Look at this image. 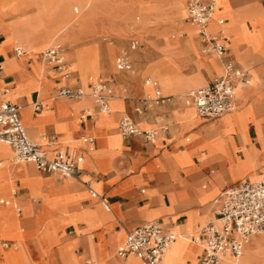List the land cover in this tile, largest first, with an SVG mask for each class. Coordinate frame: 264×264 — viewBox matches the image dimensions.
<instances>
[{"label": "crops", "instance_id": "obj_1", "mask_svg": "<svg viewBox=\"0 0 264 264\" xmlns=\"http://www.w3.org/2000/svg\"><path fill=\"white\" fill-rule=\"evenodd\" d=\"M228 1L233 9L240 10L236 30L223 28L221 22L228 21V15L220 11V24L213 18L210 30L227 44L229 52L225 56L203 51L204 44L188 23V16L185 22L174 16L162 24L143 22L136 24L134 31L128 29L148 0H105L91 14L87 26L68 31L69 39L63 41L66 50L72 52L74 46L82 44L90 46L87 60L102 69L98 80L107 81L114 89L117 99L107 116L102 115L90 96H57L62 87L84 92L91 88L94 81L85 82L79 67L65 76L64 70L45 61L40 52L37 60L45 62L49 71L38 74L31 65L33 58L23 63L16 57L14 45L2 46L4 32L0 29V57L4 63L0 102L11 100L19 106L29 137L34 135L49 157L73 160L79 169L73 178L59 172L47 173L34 163L14 160L13 146L0 144V217L10 212L3 204L5 197H13L18 204L16 213L27 227L22 238L26 254L24 249L11 254V262L24 256L26 264H72L66 262V257L73 250L77 256H84L85 263L93 261L87 253L104 263L111 257L108 247L117 258L110 264H120L131 253L126 257L117 255L125 241L120 242L119 232L127 234L146 221H157L181 234L166 255V264L197 262L203 247L193 240L195 234L186 235L214 220L230 188L264 177V2ZM122 25L125 30L117 32ZM107 37L116 40L107 41ZM120 37L123 51H115V67L112 60L108 61V45L119 42ZM124 52L131 66L120 69L116 60ZM227 56L238 67L249 70L251 81L238 86L236 107L225 116L200 115L194 110L190 92L222 71L221 75ZM73 58L66 56L69 65ZM179 69L183 75L194 74L189 81L178 82L182 77ZM154 71L166 78V86L155 79V88L145 83L147 73ZM20 87L22 91L16 95ZM166 87L162 93L165 98L153 100L157 89ZM10 89L14 94L6 97ZM43 90L46 93L41 95ZM182 91L186 92L180 94ZM36 102L41 103L38 111ZM124 115H129L140 129L155 131L154 137L148 140L143 134L124 135L119 127ZM91 189L98 196H106L111 208L106 209ZM84 212L94 224L101 225L88 229ZM100 234L105 242L97 244ZM0 238L13 241L2 234ZM102 248L106 254L99 257ZM134 259L126 264H137Z\"/></svg>", "mask_w": 264, "mask_h": 264}, {"label": "built area", "instance_id": "obj_2", "mask_svg": "<svg viewBox=\"0 0 264 264\" xmlns=\"http://www.w3.org/2000/svg\"><path fill=\"white\" fill-rule=\"evenodd\" d=\"M215 5L216 0H188V17L198 29V35L204 44L203 51H214L225 56L229 52L227 44L208 29ZM131 47L135 48V44ZM14 52L20 56L24 49L17 45ZM65 52V46L59 43L46 48L40 54L41 58L53 64L55 68L64 70L65 76H69L72 70ZM228 57L225 58L224 72L221 75L215 76L207 84L190 92L198 114L218 117L235 109L238 86L241 83H250L249 70L238 67ZM116 62L120 69L131 66L130 57L125 52L117 57ZM3 70L4 63L0 57V72ZM85 94L82 89L72 87H62L57 91V96L68 98L82 97ZM113 94V88L107 81L97 80L91 83V97L100 112L111 111L110 99ZM164 98L157 89L153 100L159 101ZM40 108L41 103L36 102L35 110L38 111ZM119 127L124 135L143 134L148 140L155 135L153 130L140 129L129 115L121 118ZM0 142L13 146L18 161L32 162L44 172H59L66 177H75L79 173L75 161L49 157L47 151L29 137L20 116L19 106L11 100L0 102ZM13 192L16 193V190ZM91 193L94 197L98 196L93 189ZM98 197L106 209L111 208L106 196ZM216 220L221 222L218 223ZM262 232H264V177L254 181H242L226 191L216 219L203 225L198 234L194 235L193 240L203 247V253L195 264H222L227 253L235 257L240 256L249 237ZM175 238L176 233L172 229L165 228L157 221H146L127 232L117 255L126 257L131 253L139 256L143 264H158ZM11 244L12 241L0 240V245L4 248ZM85 264L92 262L87 260Z\"/></svg>", "mask_w": 264, "mask_h": 264}, {"label": "rangeland", "instance_id": "obj_3", "mask_svg": "<svg viewBox=\"0 0 264 264\" xmlns=\"http://www.w3.org/2000/svg\"><path fill=\"white\" fill-rule=\"evenodd\" d=\"M103 1L105 0H79V2L77 3H61V0H59L60 3H27V2H31V0H28L27 2L26 0L24 1L0 0V29H2L4 32V39L2 42V46L7 45L9 43L14 46L22 45L23 49L25 50L26 57L33 58V62L31 63V65L38 74H41L42 70L44 72L49 71L45 62H39L37 60L39 53L52 45L59 43L63 44V41L69 39L68 34L70 30H72L73 28L87 26L90 22L89 19L91 18L90 17L91 14L96 12L98 6L101 4L100 2ZM172 1L173 0H148V2H145L140 15H135L134 18L132 19L133 24L127 25L128 29L134 31L136 30V24L143 22L148 23L151 21H160V24H162L163 21L167 22L168 19H172L174 16L177 15L174 13L173 10L174 4L172 3ZM187 2L188 0H185L186 6H187ZM216 8L217 9L214 10V13L212 15V19L214 16V20H216L220 24L219 22L220 18L217 15L218 11H220L219 13L222 15L227 14L228 21H226L225 19V21L222 22L221 25L223 26V28L227 30H231V29L236 30L237 23H240L239 20L240 10L233 9L231 3H229L228 0H219V3ZM162 14L164 17L162 16L161 18L160 15ZM182 20L183 22H185L184 19ZM252 20L254 21V23L257 22V18H253ZM19 30L20 31L24 30L25 32L24 31L20 32ZM123 30H125L123 25L116 28V31L120 33L121 31L123 32ZM110 40L115 41L116 39L114 37H107V41ZM118 40L119 42L108 45V53H107L108 61L111 62L112 60V65L115 67H116L115 51L117 49H119L121 52L123 51V45H121L123 44V37H120ZM139 42L141 43V41ZM127 46H128L127 48L129 49L130 40ZM89 49L90 46H88L87 44H82V45L74 46V50L72 52L67 50L65 52V56H67V58L71 57V55L74 57L72 60H70V68L73 69L75 68V66L79 67L82 78L85 82H87V79L90 75H94L97 77L100 76L99 74L102 72V69L94 70L97 66L92 65V63L86 65V58H87L86 56ZM111 50L113 52L112 53L113 55L111 54ZM79 52H80V58H78ZM29 58L23 57L21 60L23 61V63H26L27 59ZM149 65L150 63L145 65L142 68L143 71ZM178 71L180 73V69ZM147 74L148 76L145 78V83L148 86L154 87L153 80L154 79L157 80V78L152 76V72H150V74L149 73ZM193 74L194 73L183 75L180 73L182 77L178 82H180L181 80L189 81L191 75ZM157 81L160 85V81L159 80ZM19 84L22 86L24 85L23 82H20ZM21 89L22 87L16 90V95L22 91ZM163 92H165V90H163ZM45 93L46 92L44 90L41 91V95H44ZM85 93L86 94L84 95V97L90 96L89 93L91 94V88L85 90ZM115 99H117V97L114 93V96L110 99L111 106L112 104L114 105ZM227 113L228 112L224 113L223 115L225 116ZM102 115L105 114L102 113ZM29 133L31 134L30 131ZM30 137L34 140H37V138H35V136L32 134ZM13 156H15V152ZM3 204L8 206L10 212L0 217V234H2L3 237H5L4 239L13 240L15 246L8 248H4L0 246V256H2V264H26V262L28 263L27 257L24 258L23 256L19 261H15V262H11L8 258L11 254L19 252L23 249H24L23 254L24 255L26 254L22 238H24V235L27 231V227L22 224L21 217H19L16 213L15 209L18 204H16V201L14 200L13 197H5ZM84 215H85L84 218L88 222V229L91 230L101 225L100 223L97 225L94 224L93 221H91V217L86 215L85 212ZM47 231L48 228H46L45 231H43L44 236L46 235ZM91 235L92 233H90V236ZM119 235H120L119 236L120 242H122L125 237V232L121 230L119 232ZM56 238L58 239L59 237L56 236ZM90 241H93L92 238L90 239ZM103 242H105L103 234H100L99 240L95 243L100 244ZM186 242L188 241H182V243H186ZM67 248L68 245H66V249ZM106 251L111 255V257L109 261L104 262L103 264H110L113 260H117V258L114 256L115 254L114 251L111 253L108 247H106ZM106 251L104 248L99 250L98 253L99 257L103 256V254H106L105 253ZM87 256L93 259V264H101L98 263L94 257L89 255V253H87ZM129 259H134V258L131 257L127 258L120 264H126V261L128 262ZM134 260L137 261V264H141L139 259H134ZM66 262L72 264H85L84 256L82 257L77 256L73 250L67 253Z\"/></svg>", "mask_w": 264, "mask_h": 264}, {"label": "bare ground", "instance_id": "obj_4", "mask_svg": "<svg viewBox=\"0 0 264 264\" xmlns=\"http://www.w3.org/2000/svg\"><path fill=\"white\" fill-rule=\"evenodd\" d=\"M15 1V0H14ZM172 3L174 4V13L175 14H177L176 16H179L181 19H184L185 18V16L187 17L188 16V8H187V6L185 5V0H173L172 1ZM218 3H219V0H216V5H215V9H217L216 7H217V5H218ZM214 9V10H215ZM213 13H214V11H213ZM213 15V14H212ZM161 16V18H162V16H163V14L162 15H160ZM164 17V16H163ZM213 18H214V16H213ZM212 18L210 19V23H209V27H208V29L209 30H211V23H212ZM188 22V21H187ZM188 23H190V24H192V26L195 28V31H196V33L198 34V29H197V27L192 23V22H188ZM189 27H190V29H191V26L189 25V24H187ZM19 29V28H18ZM17 30V29H16ZM20 31V30H19ZM24 30H22V31H20V32H23ZM18 32V31H17ZM25 32V31H24ZM24 37V36H23ZM20 46H22V45H20ZM79 57L78 58H80V52H79V55H78ZM16 57H18V58H23V57H25V58H29V57H26V53H25V50H24V52H23V54H21L20 56H16ZM11 60H13V59H11ZM88 64H91L88 60H87V58H86V65H88ZM5 68H6V62H5ZM71 69V68H70ZM100 69V67L99 66H97L94 70H99ZM152 76H154L155 78H157V80H159L160 81V84L162 85H165L166 86V78L164 77V76H161L160 75V73L159 72H152ZM98 79H100V76H94V75H90L89 77H88V79H87V81L89 80L90 82H92V81H96V80H98ZM191 82V81H190ZM168 87H166V88H164L163 90H165V89H167ZM189 88V87H188ZM114 90V89H113ZM163 90L160 88V91H161V93H163ZM191 90H193V89H191ZM190 91V90H189ZM184 92H186V91H182V92H180V94H182V93H184ZM14 94V90H12V89H10V90H8L7 91V95H6V97H11L12 95ZM89 95H90V97H91V94L89 93ZM114 96V95H113ZM112 96V97H113ZM111 97V98H112ZM195 108V107H194ZM195 111H196V109H195ZM104 113V112H103ZM196 113H197V111H196ZM105 115H109V113H104ZM34 140V139H33ZM34 141H36L37 142V140H34ZM0 144H7V143H4V142H0ZM8 145V144H7ZM14 160H16V161H18L16 158H15V156H14V158H13ZM68 178H73V177H68ZM18 209L19 208H17V211H18ZM216 218H214V220H215ZM218 223H220L221 221L220 220H216ZM175 233H176V239L178 238V237H180L181 236V234H179V233H177L176 231H175ZM192 234H195V235H197L198 234V230L196 231V232H194V233H189L188 235H186V236H191ZM261 235H259L258 236V234H255L254 235V237H252V236H250L249 237V239H248V241L245 243V245H244V249H243V252H242V254L240 255V256H237V257H233V256H231V257H228V255H230V254H226L225 256H224V259H226V264H264V232H262V233H260ZM257 235V236H256ZM125 238H126V234H125V237H124V240H125ZM175 239V240H176ZM123 240V241H124ZM175 240H173L172 242H171V244L169 245V247L167 248V250H166V252H165V254L163 255V258L161 259V261L158 263V264H166L167 262V254H168V252H169V250L171 249V246L173 245V243H174V241ZM1 246V245H0ZM12 246H15V243H14V241H12V244L9 246V247H12ZM2 247V246H1ZM137 257L139 260H140V258L138 257V256H135L134 254H131L129 257ZM171 256V255H170ZM173 257V256H172ZM224 259H223V262H222V264H224ZM92 261V260H91ZM171 261V260H170ZM140 262H141V260H140ZM98 263H103V262H98ZM173 263H174V261H173ZM92 264H93V261H92ZM142 264V263H141Z\"/></svg>", "mask_w": 264, "mask_h": 264}]
</instances>
